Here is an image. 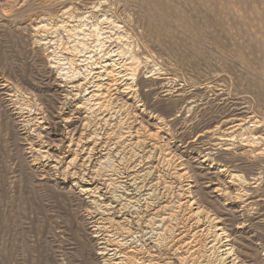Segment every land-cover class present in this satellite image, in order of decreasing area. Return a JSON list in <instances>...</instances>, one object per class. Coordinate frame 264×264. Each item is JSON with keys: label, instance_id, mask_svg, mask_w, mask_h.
Here are the masks:
<instances>
[{"label": "rangeland", "instance_id": "374dc122", "mask_svg": "<svg viewBox=\"0 0 264 264\" xmlns=\"http://www.w3.org/2000/svg\"><path fill=\"white\" fill-rule=\"evenodd\" d=\"M231 118L246 124L217 145ZM136 133L157 150L132 179ZM83 136L112 181L95 199L92 164L69 165ZM190 203L237 264H264V0H0V264H223Z\"/></svg>", "mask_w": 264, "mask_h": 264}, {"label": "bare ground", "instance_id": "6f19581e", "mask_svg": "<svg viewBox=\"0 0 264 264\" xmlns=\"http://www.w3.org/2000/svg\"><path fill=\"white\" fill-rule=\"evenodd\" d=\"M43 28H44V25H39L36 30L40 31ZM45 43L46 42H44V44ZM113 62H114L113 60L111 62H106L105 65H104V68H105L106 74L110 78V82L113 83L112 86H116L118 73L119 72L121 73V72L125 71L127 69L126 67L129 64V62L124 63V65L121 66V69H120V71L118 73L116 72L117 70H115V68H114ZM82 84L83 83H79L77 85V87L82 86ZM119 88L120 87H118V85H117L113 89L115 90L116 93H121V92L122 93H129L130 92L129 86L123 88L122 90H120ZM96 89H97L96 91H98V86L97 85H96ZM124 89H126V90H124ZM127 89H129V90H127ZM96 91H91L90 92V97L91 98L93 97L94 99H96V97L98 96ZM78 107H81V105L78 106ZM105 111L106 110H104V112ZM251 118L252 117H247V121H250ZM40 119H43V117H41ZM242 122H243L242 118L241 119L240 118L239 119L231 118V119L226 120L225 123L223 122V126L227 125L226 126V130L222 134H219L218 140H220V142L217 143V145H224L225 146L227 144L226 143L227 140H229L227 138L234 131H237V130L241 129L246 124L245 123L246 121L244 123H242ZM40 123H42V121ZM148 135L151 136L153 134H148ZM123 139L127 140V135L125 136V138L123 137L122 139H118L117 141H115L113 147H106V149H107L106 153H108V154L112 153L114 148H118V147H124L125 148V143H124L125 140H123ZM154 142H155L154 138H149L147 136H139L137 133L134 135L133 138H131V142L128 143V144L132 145L136 149H141V150L145 149V153L148 155V159H144L143 158L144 160H141V161H138L137 159L136 160L132 159L131 162H130L131 163V167H130V170L128 172L129 174H127V177H130L132 179H136L139 176L140 171H144L145 169H148L149 167H153L152 165L154 164V161L152 160V158H153V156H154V154L156 153V150H157V147H156ZM35 145L36 146L31 145V149L34 151V153L37 156L42 155L43 152H45V153L48 152V148L46 146L41 145V144H35ZM110 146H112V145H110ZM43 148H45V150H43ZM129 148H131V147L129 146ZM71 149H73L72 150L73 158L71 157L72 159L69 161V165H74V166H77V167H81V166H83L85 161H87V163L89 162L93 166V170L91 171V176L89 178V182H87V184H86L88 186L87 187H83V189H82L83 192H85L92 199H95L96 198V196H95L96 189H97V187L99 188V186L96 185L97 187H95V186H92V185L97 180L98 181L102 180L103 181L102 185H104L103 190L105 189L104 193H107L106 191L110 187L109 184L112 182L111 179L110 178H105V177H100L99 173L94 170V167L96 166V163H98L99 160L103 157L105 150L103 151V149L99 145V143H96L91 136H83L79 140V142L74 143V148H71ZM86 150H89V152H86ZM102 151H103V153H102ZM209 152L210 151H208L207 154L205 153L206 154L205 156L207 157V160L209 159L208 158L209 157ZM51 153H52V151H51ZM150 156L152 158H150ZM55 161H57V160H55ZM137 165H139L142 168L140 171L135 169V167L136 168L138 167ZM83 175H85V174H83ZM184 176H185V171H183L182 168H177L173 172L172 179H173V183L175 184V187H180L181 186V183L183 181ZM232 185H233L232 182H229V186H232ZM219 189L223 190L224 188L222 187V188H219ZM192 203L188 204V213H187L188 219L191 220V221H194L195 227H200V223L199 222L201 221V219L203 221H205L208 226L204 227V228L202 227L203 231H206V233L211 235L213 242H217V243L221 242L220 247H222V249L220 250V256H221V259L223 261V264H237L236 263L237 257L232 253V250H231L230 246H228V244H223V242L227 241L226 239L224 240V238L227 237V233L224 231V228H223L224 225L221 226V223H223V222H221V219L219 217H217V216L215 217L213 215L210 217L207 213H205L202 210L201 206H199L197 204L193 205ZM181 206H183V205L179 204V207H181ZM105 207H107V204H105ZM168 208H169V202H165L160 207H158V209L156 210V213H163V211L168 209ZM202 217L205 218V219H203ZM110 220H111L110 221L111 223L116 224L118 226H120V225H122L124 223L123 217H120V215L118 216V219H116V220L110 219ZM161 220L165 221L166 223L171 221L170 218H166V217H164V218L162 217ZM138 225H139V223H138ZM185 233H186V231H185ZM185 233L184 234L180 233L181 236H180V238L178 237V239L180 240L181 238H184L185 237ZM227 239L229 240L228 237H227ZM102 249L105 250L106 247H102ZM111 250H114L115 252L116 251H120V250H117V248H113ZM116 264H118V263L116 262Z\"/></svg>", "mask_w": 264, "mask_h": 264}]
</instances>
